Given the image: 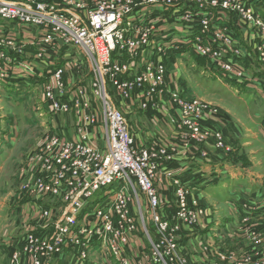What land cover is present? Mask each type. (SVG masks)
<instances>
[{
	"label": "built area",
	"instance_id": "2783aa9c",
	"mask_svg": "<svg viewBox=\"0 0 264 264\" xmlns=\"http://www.w3.org/2000/svg\"><path fill=\"white\" fill-rule=\"evenodd\" d=\"M201 2L174 0L173 6L180 9ZM152 4L149 0H0V70H18L17 82L28 73L26 78L41 92L34 111L39 118L50 115L55 122L30 155L33 165L28 183L35 187L26 188L37 194L35 199L54 203L45 209L49 210L46 215L59 209L60 218L52 226V246L41 243L44 252L57 255L76 242L81 245L82 259L90 244H97L99 250L106 251L107 246L119 264L150 260L186 264L184 257L172 251L179 250L181 236L195 226L197 215L188 207L197 204L189 203V186L183 187L169 165L165 166L174 161L175 151L170 153L159 144H137L122 111L133 101L141 110L156 111L167 94L170 105L181 113L178 128L186 127L184 135L178 134L180 139L190 144L208 137L197 121L201 105L182 103L177 91H166L168 72L159 61L164 57L163 35L158 33L162 22L152 11L139 14ZM196 8L201 11L203 7ZM187 11L185 20L197 19V14ZM207 32L204 20L198 33ZM222 32L220 38L211 34L209 51L198 46L196 36L194 44L184 47L221 57L233 44ZM234 53L240 55L239 50ZM84 66L89 70L87 82L79 74ZM223 69L228 70V65ZM68 117L73 120L72 132ZM59 118L67 121L60 125ZM214 140L221 147L219 134ZM166 180H172L175 188V206L160 193ZM148 219L151 227L146 225ZM148 230L155 233L154 239ZM136 235L149 242L150 255L133 250ZM125 248L134 252L132 258L122 256Z\"/></svg>",
	"mask_w": 264,
	"mask_h": 264
},
{
	"label": "rangeland",
	"instance_id": "374dc122",
	"mask_svg": "<svg viewBox=\"0 0 264 264\" xmlns=\"http://www.w3.org/2000/svg\"><path fill=\"white\" fill-rule=\"evenodd\" d=\"M142 1L135 0L136 3ZM149 2L153 4L139 14L152 11L162 22L158 33L163 35L164 59L161 57L159 61L166 64L168 73L173 71L175 76L179 75L178 87L181 92L184 90V96L178 92L180 102L194 101L203 108L197 121L208 137L203 142L184 143L178 136L186 133V127L178 128L181 124L179 108L157 110L152 117L135 116L136 107L122 111L130 121L137 144H159L170 153L174 150L172 163L196 159L205 166H213L214 171L205 174L208 183L219 174L223 179L219 185L197 191L188 185V201L197 204H191L188 209L197 219L195 226L181 236L179 250L176 247L172 254L184 257L186 264H264V0H202L193 4L203 7L201 11L188 4L175 8L174 0ZM187 9L197 14V19L185 20ZM171 20L174 23L171 24ZM204 20L208 21V32L200 35L198 30ZM214 32L219 38L222 32L225 39H232L227 54L213 57L184 47L194 44L196 36L200 39L198 46L209 51ZM218 44L225 46L222 42ZM234 50H239L240 55ZM224 65L229 69H223ZM88 72L85 66L79 72L86 82ZM19 74L18 70H0V264H35L41 260L43 264H119L107 246L106 251L99 250L97 244H90L83 259L79 251L81 245L76 242L57 255L41 249V243L52 246V226L60 218L59 209L46 215L49 210L45 209L54 203L46 198L35 199L37 194L26 192V188L35 187L28 183L33 165L31 158L50 129V123L55 122L50 115L38 117L34 103L40 97L39 87L26 78L28 73L17 82ZM58 120L60 125L67 121ZM67 122L72 132V118L68 117ZM216 134L222 138L221 147L214 140ZM223 165L228 171L214 168ZM165 166L170 167V164ZM238 170L252 186L243 180L240 185L234 183L237 177L233 174ZM183 175L177 177L186 188L185 181L192 177ZM168 184L172 198L167 200L175 206L172 180H166L164 188H168ZM94 205L95 202L88 212L93 211ZM146 225L152 226L149 219ZM148 231L154 239L155 233ZM144 238L135 236L133 250L141 249L150 255L147 253L149 242ZM121 254L132 258L134 252L125 248ZM147 264L157 263L150 260Z\"/></svg>",
	"mask_w": 264,
	"mask_h": 264
},
{
	"label": "crops",
	"instance_id": "0c3cea01",
	"mask_svg": "<svg viewBox=\"0 0 264 264\" xmlns=\"http://www.w3.org/2000/svg\"><path fill=\"white\" fill-rule=\"evenodd\" d=\"M148 55L150 56V54H148ZM168 78H169V80H168ZM179 81H180L179 75L178 76L177 75L175 76V74L173 73V71H172V73H168V76H167V84H166V86H167L166 87V91H168V90L169 91H176V90H178L177 92H179L181 94V96H184V90L182 92L179 90V87H178V83H180ZM168 99H169V96L167 94H165L164 97H162L160 99L159 103L157 104V110L158 111L159 110L165 111L167 109L170 110V108H174V107H172L170 105ZM130 106H128L124 110H129V107H130V109H132V108L135 109V107H136V112H138V113H134L135 116H138V114H142V115L147 116V117H150V116L152 117V113L155 112V111H152V110H148V111L141 110L140 107H139V103L137 101H133ZM131 122H132V120H131ZM234 130L237 131L236 129H234ZM170 167L172 168V170L174 171V174L176 176H180L181 174H184V175L185 174H188L189 175V178L192 177L190 179V181H188V183H186L185 185L192 186L195 191H197V189L199 190V189H201L203 187L206 188L209 185H214V184H215V186L216 185H219V182L223 180V179H221L222 174H219L218 177H217V179H213L210 183H208L207 181H209V180L206 179V175H208L211 171H214L212 169L213 166H205V163H203L202 161H198L196 159L188 160L185 163H182L181 161H177L175 163L170 164ZM203 167H206L207 169L206 168H203ZM214 168H218L219 170H222L223 169V170L228 171L227 170L228 167H225V165L219 166V167H214ZM237 172H238L237 174H233V175H236V177H237L234 183L240 185V181L243 180L246 183H248L249 186H252L250 184V182L248 181L247 177H243L242 178V175H241L240 171L238 170ZM232 181H234V180L232 179ZM164 185L161 186L160 193H161V195H162L163 198L165 197V198L171 199L172 198V194H171V189L172 188L170 187L169 184H168V188H164V187H167V186H164ZM258 203H260V200H259ZM259 211H258V213H259ZM242 212H246V211L243 210Z\"/></svg>",
	"mask_w": 264,
	"mask_h": 264
}]
</instances>
